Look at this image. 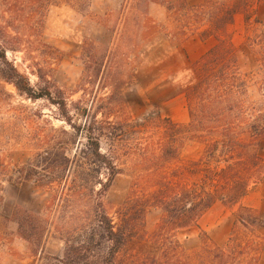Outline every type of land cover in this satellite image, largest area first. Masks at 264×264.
Wrapping results in <instances>:
<instances>
[{"label":"trees","instance_id":"obj_1","mask_svg":"<svg viewBox=\"0 0 264 264\" xmlns=\"http://www.w3.org/2000/svg\"><path fill=\"white\" fill-rule=\"evenodd\" d=\"M23 1L14 0L11 5L21 11ZM29 1L37 2L32 17L35 13L39 15L35 22L41 27L51 7L64 5L84 12L90 4V0ZM252 1L201 0L191 5L187 0H124V4L132 2L141 10L145 22L150 3L164 5L176 21L174 30L161 25L170 42L184 41L194 33L203 39L213 36L216 42L191 62L192 80L182 91L189 121L179 124L169 117L163 119L164 140L158 156H150L146 146L138 145L139 155L148 161L147 173L140 177L138 184L134 183L130 194L116 208L114 217L106 212L99 197L121 172L113 156L101 150L102 138L114 141L123 132L124 124L114 120L116 107L98 105L93 112L91 107L82 108L75 121L61 89L54 92L46 77H43L45 84L35 89L7 59V49L18 51L20 47L8 41L13 36L7 26L0 25V63L3 66L0 77L28 98L45 99L54 104L71 129L60 132L67 139L83 137L86 141L74 153H70L68 147L74 141L48 144L17 170L19 177L25 179L42 177L38 186L51 193L50 203H76L85 207L81 215H77L74 228L62 236V255L48 257L49 264L258 263L260 247L253 240L243 244L235 241L224 247L212 242L206 231L200 229L199 246L188 252L177 237L179 231L198 227L199 219L216 203L236 205L235 221L241 226L264 227L260 212L242 204L248 192L264 181V154L259 152V145L264 142V110L248 109L245 105L246 80L239 64L243 47L259 51L264 49V39L247 35L241 44L235 45L227 30L241 10L245 23L251 22L245 8ZM16 16L20 17L21 13ZM253 22L264 24L257 18ZM41 46L51 48L42 42ZM90 54L85 45L82 58L85 60ZM41 70L40 67L34 73L42 77ZM116 95L119 92L111 90L107 100ZM98 113L104 117L100 121L96 118ZM187 133L204 142V149L197 159L179 164V149ZM38 173H41L39 177ZM102 173L106 175L104 181L99 177ZM50 203L46 211L34 212L16 206L9 215H1L4 226L12 223L16 236L32 246L34 256L43 249L50 230ZM149 207L161 212L149 237L154 251L130 252L129 244L146 240L144 217Z\"/></svg>","mask_w":264,"mask_h":264},{"label":"rangeland","instance_id":"obj_2","mask_svg":"<svg viewBox=\"0 0 264 264\" xmlns=\"http://www.w3.org/2000/svg\"><path fill=\"white\" fill-rule=\"evenodd\" d=\"M13 1L0 0V25L7 26L13 36L8 41L20 47L18 51L7 49L6 55L30 85L37 89L45 84L43 77H46L54 92L61 89L65 93L75 121L82 108L91 107L93 112L98 105H114V120L124 124L123 132L114 141L101 139V150L113 156L121 168L99 197L106 212L114 217L116 208L130 194L134 183L138 184L140 177L147 173L148 161L139 155L138 145L146 146L150 156H158L164 140L163 119L169 117L179 124L189 121L182 91L192 80L190 65L216 39L213 36L203 39L194 33L184 41L170 42L161 25L174 30L175 17L157 3H150L146 9V22L141 10L132 2L124 4V0H90L84 12L64 5L51 7L41 27L35 22L39 15L35 13L32 17L37 2L31 4L24 0L20 11L11 5ZM187 2L193 5L201 0ZM245 9L251 15V22L245 23L241 10L227 28L235 45L241 44L247 35L264 39V24L253 22L254 18L264 21V0H254ZM18 12L20 17L16 16ZM41 42L51 48L41 46ZM85 45L91 54L84 60ZM239 64L246 80L245 105L248 109L264 110V49L254 51L243 47ZM40 67L42 77L34 73ZM111 90L118 91L120 96L107 100ZM96 118L100 121L104 117L98 113ZM61 129L71 130L54 104L45 99L28 98L0 77V264L51 263L48 257L62 255V236L74 228L77 215L85 209L76 203H50L51 193L38 186L42 177L25 179L17 171L48 144L74 141L68 144L70 153H74L86 142L83 137L67 139ZM203 149L204 142L199 138L184 134L178 163L197 159ZM259 152L264 154V142L259 145ZM99 177L104 181L106 175L102 173ZM49 203L50 230L43 249L34 256L32 246L16 236L12 223L4 226L1 215H9L16 206L34 212L46 211ZM242 204L254 207L264 218L260 185L250 191ZM236 209V205L216 203L202 215L198 227L178 232L179 241L191 252L200 244V229L206 231L212 242L224 247L235 241L243 244L253 240L260 247L257 264H264V227L247 229L236 223ZM160 214L158 208L146 210V240L133 241L128 251H154L149 237Z\"/></svg>","mask_w":264,"mask_h":264},{"label":"crops","instance_id":"obj_3","mask_svg":"<svg viewBox=\"0 0 264 264\" xmlns=\"http://www.w3.org/2000/svg\"><path fill=\"white\" fill-rule=\"evenodd\" d=\"M259 185H260V192H261V194H263V196H264V181L258 183V184H257L255 187H253L252 189L256 188V187L259 186ZM252 189H251V190H252ZM251 190H250V191H251ZM250 191L248 192V194L250 193ZM248 194L246 195V197L248 196ZM246 197H245V198H246ZM245 198H244V199H245ZM244 199H243V200H244ZM252 206H258V207H259L260 205H256L255 203H252ZM252 206H251V207H252ZM253 208H254V207H253Z\"/></svg>","mask_w":264,"mask_h":264}]
</instances>
